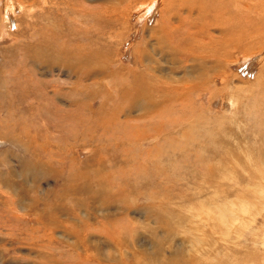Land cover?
Here are the masks:
<instances>
[{
	"label": "rangeland",
	"instance_id": "374dc122",
	"mask_svg": "<svg viewBox=\"0 0 264 264\" xmlns=\"http://www.w3.org/2000/svg\"><path fill=\"white\" fill-rule=\"evenodd\" d=\"M43 1L32 18L18 11L3 19L0 264H264V199L258 198L264 157L245 155L248 146L251 154L264 153V16L252 11L264 0H221L219 12L212 8L220 0L206 9L208 0H153L162 21H196L188 47L178 51L173 43L179 38L170 33L176 23H155V12L146 27L138 21L142 0ZM82 16L91 21L81 22ZM74 30L77 43L83 35L87 45H81L76 70L32 67L24 57L21 48L38 45L28 39L33 35L41 43L55 36L64 48ZM207 34L212 50H198L196 37ZM86 74L90 80L79 81ZM75 85L82 92L71 97ZM122 86L154 90L151 112L133 109L124 119L127 99L120 116L112 115ZM48 97L53 100L38 102ZM107 107L111 114H102ZM128 127L139 144L126 135ZM231 202L248 204L250 215L227 229L215 221L216 209H229ZM194 212L202 216L198 224ZM195 235L201 247L171 255L181 240L188 249Z\"/></svg>",
	"mask_w": 264,
	"mask_h": 264
},
{
	"label": "bare ground",
	"instance_id": "6f19581e",
	"mask_svg": "<svg viewBox=\"0 0 264 264\" xmlns=\"http://www.w3.org/2000/svg\"><path fill=\"white\" fill-rule=\"evenodd\" d=\"M124 1V0H123ZM152 1L153 0H142L140 3H137V5L138 4H140V5H142V7H143V9H142V11L141 12H143V10H145V12H143L140 16H139V18H138V21H140V22H143L142 23V25H144V23L145 22H147L148 21V19L150 18V17H154V16H151L152 14H153V12H155V15H157L156 16V21H155V23H157L158 21L159 22H165V23H167V24H171L172 22H174V23H176L177 25L176 26H173V25H171V27H170V33H171V36H173V37H176V38H179V40H178V44L177 43H173L175 46H174V49H176L177 51H178V49H179V47L178 46H183V47H188V44H189V42L191 41V35L192 34H194V33H192L194 30H196V28H197V25H196V21L192 18V16H187V17H185V18H183L181 21H178V22H176L175 20L173 21L170 17H168L167 19H165V21H162V19H160V16L158 15V8H159V4L157 5V8H155V6H153V3H152ZM162 0H160L159 2H161ZM169 1H172V0H169ZM217 1H219V0H208L206 3H204V4H202L203 5V7L206 9L207 8V6L210 4V3H214V2H217ZM225 1V0H224ZM5 2H6V6H4L3 8L2 7H0V16H2V18H1V20H0V38H2L1 37V35H2V33H4L3 32V28L4 27H2L3 25H4V18L6 19V20H9L10 21V18L12 17V14L14 13V14H17V13H19L18 11H21L22 13H23V15L22 16H26L27 18H32V17H34V15H37L38 13H39V11L43 8V6H44V1L43 0H5ZM221 0L217 3V4H215L214 6H213V8H212V11H220L221 10ZM226 3V2H225ZM156 5V4H155ZM166 6V5H165ZM67 8V7H66ZM114 8V7H113ZM67 10L69 11V9L67 8ZM162 9H161V7L159 8V12L161 11ZM201 10V9H200ZM202 11V10H201ZM208 12H210L209 10H207ZM252 11H253V13L256 15V16H258L259 18H261L262 16H264V6H262V7H254V8H252ZM205 12V11H204ZM69 13V12H68ZM67 13V14H68ZM222 16V15H221ZM221 16H218L217 18H219V17H221ZM82 17H84V21H81V22H83V23H87V22H90L91 20H90V17H86V16H82ZM81 18V17H80ZM74 19V18H73ZM88 20H90V21H88ZM177 20H179V19H177ZM159 24V23H158ZM61 25V24H60ZM188 26H190L191 28L188 30V32L187 31H185V30H183V28H188ZM144 27H146V24L144 25ZM32 28V29H31ZM31 28H29L28 27V29H31V30H33V26L31 27ZM53 30V29H52ZM48 31V30H47ZM34 32V31H33ZM48 32H50V30L48 31ZM54 32V31H53ZM55 32H57V31H55ZM59 32H61V31H59ZM38 33H40V32H38ZM52 33V32H51ZM75 33H77L78 34V36H79V31L78 30H74V32H73V34H71V35H69V41H67V40H65V47L63 48H60L59 46L60 45H63V42H61L58 38H56L55 36H53V38L50 40V42H45L44 41V43H41L34 35H33V37H31V38H28V39H31V41H33L34 43H37L38 45L37 46H31L30 47V45L29 44H27V45H29V47H23V48H21V50H23L24 51V57L29 61V63H30V65L32 66V67H39V68H46V67H48L49 65H52V64H59V65H62L63 67H70L71 66V69H72V71H74V70H76L79 66L78 65H74V62H75V60L82 54H78V52L80 51V49H81V45L83 46V47H87V45L85 44V38H84V36L82 35V43H81V45H80V43L78 42L77 43V41L75 40ZM167 33V32H166ZM57 34V33H56ZM64 34V33H63ZM36 35V34H35ZM48 35H50V34H48ZM137 36H138V32H137V34H136ZM136 35H135V37H136ZM168 35V34H167ZM3 36V35H2ZM58 36V35H57ZM40 37V36H39ZM62 38V37H61ZM64 38V37H63ZM211 38H213V36L212 35H210V34H207L204 38H201V40L199 39V37H196V39H197V41H198V44H199V46H198V50H200V48H202L203 50L206 48V49H209V50H212V47H213V43H212V41H211ZM40 39V38H39ZM43 39H44V37H43ZM47 39H48V37H47ZM170 39V38H169ZM2 40V39H1ZM173 41V40H172ZM169 42V41H168ZM68 43H69V45H68ZM93 44V43H92ZM68 45V46H67ZM185 48V49H186ZM185 49H183V50H185ZM207 51V50H206ZM146 52V51H145ZM205 53V52H204ZM206 53H208V52H206ZM212 53V52H211ZM154 55V54H153ZM151 56V55H150ZM89 59V58H88ZM221 59V58H220ZM90 60V59H89ZM102 60H103V58H102ZM144 61L145 62H148V63H146V65H150V64H152V59H150V58H145L144 57ZM223 61H227L228 63H227V65L229 64V63H231L230 61V59H224ZM95 65V63L94 62H92V66H94ZM203 65V64H202ZM213 68L212 69H214L215 70V68H217L216 66H212ZM215 67V68H214ZM199 68V67H198ZM204 66L202 67V71L201 70H198V71H201V72H203V70H204ZM68 70V69H67ZM70 71V70H69ZM71 71V72H72ZM210 71V70H209ZM213 71V70H212ZM206 72L208 73V69L206 70ZM74 74H75V72H73ZM79 74V73H78ZM81 74H83V73H81ZM202 74V73H201ZM206 74V73H205ZM90 76L91 75H88V74H86L85 75V77L83 78V79H80L79 81H81V80H84V79H89L90 80ZM124 76V75H123ZM111 77V76H110ZM95 78H97V77H95ZM94 78V79H95ZM3 79V78H2ZM1 79V80H2ZM108 80V79H107ZM110 80H112V79H110ZM201 80V79H200ZM3 81H4V79H3ZM141 81H143V80H141ZM171 81H173L174 82V80H171ZM202 82H203V87L202 88H205L204 89V91H206V93H209V91H207V83H206V80H202ZM1 83V82H0ZM14 85V84H13ZM12 85V86H13ZM96 85H98V84H96ZM6 87V86H5ZM26 88V87H25ZM211 88H212V86H211ZM27 89V88H26ZM122 91H120V94L122 95L121 97H120V94H118L117 96L118 97H116V100L114 101V102H119L120 101V103L119 104H117V105H113V107H112V115H117V116H120V114L119 113H117V111H118V107L124 102V101H126L127 99H129L130 101H131V107H129L127 110V112L126 111H124L123 112V118L124 119H126V117L127 116H130V113H131V110H137V113H142L144 116H145V114H148V113H150L151 112V105H152V103L151 102H149V100H150V94H152L153 95V93H154V90L153 91H151L150 92V94L148 93L149 92V88L148 87H144L143 89H142V87L141 88H139L141 91H138L137 92V90H138V87L137 88H132V86H122ZM28 90V89H27ZM72 96L71 97H73L74 96V93L75 94H77L78 93V91L79 92H82L81 91V87L80 86H78V85H75V87H73L72 88ZM137 92V93H136ZM7 93H9V92H7ZM31 93V92H30ZM38 93V92H37ZM136 93V94H135ZM157 94L159 95V96H161L163 93L160 91V90H157ZM4 97L6 96H8L6 93L5 94H2ZM143 96H144V98H143ZM166 96V95H165ZM146 97H147V99H146ZM167 97H170V96H167ZM31 98H32V96H31ZM117 98H118V100H117ZM51 99L53 100V98H50V97H48V98H40V99H38V102L39 103H41V104H43V102H48V101H51ZM74 99V98H73ZM145 99L147 100V102L145 101ZM157 103V102H156ZM161 103V102H160ZM159 103V104H160ZM135 104V105H134ZM71 105V104H70ZM92 105V104H91ZM167 105H168V102H167ZM38 106V105H37ZM166 106V105H165ZM48 108V107H47ZM156 109V108H155ZM157 109H159V108H157ZM41 110V109H40ZM39 110V111H40ZM106 110V112H107V110H109L108 112H110V114H111V109H109V107H107V108H105L104 110H102L101 112H102V114H103V111H105ZM161 110V109H160ZM90 111V110H89ZM152 111H153V109H152ZM145 112V113H144ZM155 112V111H154ZM163 113V112H162ZM159 114H161V113H159ZM136 116V115H135ZM75 117H77L78 118V115L77 114H75ZM76 118V119H77ZM110 117L109 116H107L106 117V119H109ZM118 118V117H117ZM187 118V117H186ZM104 119V118H103ZM183 119H184V117H183ZM188 119V118H187ZM174 120V119H173ZM179 120V119H178ZM189 120V119H188ZM103 121V120H102ZM176 121V120H175ZM67 122V121H66ZM99 122V121H98ZM160 122H161V120H160ZM96 123V122H95ZM174 123V122H173ZM180 123V122H179ZM164 124V123H163ZM172 124V123H171ZM72 125V124H71ZM74 125V124H73ZM133 127V126H132ZM132 127H128V128H126L125 129V132H126V135L127 134H129V136H131L132 138H134V141H135V143H138L139 144V139L138 138H136L133 134H132ZM193 127V126H192ZM48 129V128H47ZM130 130V131H129ZM190 130V129H189ZM47 131V130H46ZM184 132V131H183ZM188 132V131H187ZM137 133V132H136ZM185 133V132H184ZM165 134H167V133H165ZM164 135V134H163ZM168 135V134H167ZM166 135V136H167ZM183 135V134H182ZM191 135V134H190ZM172 136V135H171ZM190 137V136H189ZM169 138V137H168ZM193 138H194V136H193ZM188 140V139H187ZM194 140V139H193ZM165 141V140H164ZM194 142V141H193ZM195 143V142H194ZM189 144V143H188ZM187 148V147H186ZM188 148H190V147H188ZM247 148V147H246ZM250 147L248 146V148L247 149H249ZM245 150V155H248L247 157H249V158H255V160H256V158H260V156H262L261 158H263L264 157V153L262 152V150H257L256 148H254L253 147V149H256L257 151L255 152V151H253V153H257V157H255L254 155H252L248 150ZM183 150V149H182ZM187 149H185V151H186ZM250 150H251V148H250ZM264 150V149H263ZM190 151V150H189ZM192 151V150H191ZM182 152V151H181ZM252 152V151H251ZM186 153H187V151H186ZM190 154V153H189ZM222 154V153H221ZM197 155V154H196ZM202 155V154H201ZM256 155V154H255ZM226 156V155H225ZM233 156H235V157H237V155H233ZM242 156V155H241ZM187 157V156H186ZM197 157V156H196ZM225 157H224V155H221V157H220V159L222 160V162H223V159H224ZM238 158V157H237ZM227 159V158H226ZM264 159V158H263ZM197 160V159H196ZM236 160V159H235ZM258 160V159H257ZM201 161H203V159L201 160ZM210 161V160H209ZM240 161V160H239ZM195 162V161H194ZM208 162V161H207ZM239 164V163H238ZM201 165V164H200ZM227 165V164H226ZM240 165L242 166V167H245V171H248V169H249V165L248 164H245V163H240ZM254 165V164H253ZM252 165V166H253ZM255 165H257V163L255 162ZM262 165H264V163H262ZM198 166V165H197ZM199 167V166H198ZM198 167H196L197 169H198ZM201 167H202V165H201ZM252 168V167H251ZM230 169V168H229ZM255 169V168H254ZM199 170V169H198ZM197 170V171H198ZM241 170H242V168H241ZM252 170V169H251ZM201 171V170H200ZM227 171V170H226ZM236 171V170H235ZM262 171V170H261ZM204 172V171H203ZM210 172V171H209ZM244 172V171H243ZM242 172V173H243ZM251 172V171H250ZM254 172V171H253ZM255 173H257L256 171H255ZM202 174H204V173H202ZM244 175V174H243ZM235 176V175H234ZM249 176H250V174H249ZM193 177V176H192ZM202 177H204L203 175H202ZM201 177V178H202ZM253 177V176H252ZM260 177H261V175H260ZM200 178V177H199ZM200 178V179H201ZM263 178V177H262ZM198 179V178H197ZM250 180H251V178H249ZM254 179V178H253ZM260 178H258V180H259ZM237 180V179H236ZM255 180V179H254ZM197 181V180H196ZM256 181V180H255ZM262 181V180H261ZM150 182V181H149ZM238 182V181H237ZM83 184V183H82ZM151 184V183H150ZM85 190V189H84ZM87 190V189H86ZM257 197V196H256ZM258 198L261 200V199H264V190H260L259 192H258ZM99 201V200H98ZM259 201V200H258ZM262 202V201H261ZM234 203H236V202H234ZM245 203V202H244ZM237 204H239L238 202H237ZM232 205V202H231V204H230V207L231 208H221V209H216L218 212H219V215H217L218 217H216L215 218V221H217V223H218V226H222V225H226L227 226V229H228V226L229 227H232V226H238V225H240L239 223L240 222H242L243 223V221L244 220H242L244 217H247V216H249L250 215V213H249V211H248V209H249V207L247 208V205L248 204H243V203H241V205ZM119 205V204H118ZM208 205V204H207ZM250 205V204H249ZM118 207V206H117ZM100 208H102V207H100ZM239 209V211H237V210H235L236 211V213H234L233 212V210L234 209ZM103 209V208H102ZM149 209H151V208H149ZM212 209V208H211ZM100 211V210H99ZM105 211V210H104ZM127 211V210H126ZM140 211V210H139ZM154 211V210H153ZM216 211V212H217ZM149 212V211H148ZM200 212V211H199ZM199 212H194V213H196V215H195V219H197L198 221H196L195 220V222H196V224H198V222H200L201 220H203L201 217H197V215L198 216H200L198 213ZM216 212H214V211H209L208 212V209H207V212H206V210H205V214H211V215H215L216 216ZM217 212V213H218ZM222 212V213H221ZM237 212H238V216L236 215L237 214ZM101 215H102V213H103V211L101 210V212H99ZM154 213V212H153ZM193 213V214H194ZM201 213H202V210H201ZM203 213V214H204ZM107 214V213H106ZM192 214V213H191ZM202 214V215H203ZM157 216V218L158 219H160L159 221L160 222H164V223H168L169 221H167V220H164V219H161L160 217H159V214H158V212L157 213H154V216ZM207 215V216H208ZM161 216V215H160ZM194 216V215H193ZM204 216V215H203ZM252 216V215H251ZM103 217V216H102ZM170 217H171V215H170ZM175 217V216H174ZM184 217V216H183ZM182 217V218H183ZM214 217V216H213ZM154 218V217H153ZM156 218V219H157ZM162 218H164V217H162ZM181 218V219H182ZM185 218V217H184ZM183 218V219H184ZM193 218V219H194ZM200 218V219H199ZM204 218V217H203ZM73 219V218H72ZM182 219V220H183ZM207 219V218H206ZM212 220H213V218H211ZM75 220V219H74ZM190 220V219H189ZM208 220V219H207ZM250 220V219H249ZM253 220H254V217H253ZM181 221V220H180ZM192 221V220H191ZM194 221V220H193ZM186 223V222H185ZM252 223H255V221H248V224L250 225V224H252ZM188 224H190V223H188ZM196 224H195V226H196ZM238 224V225H237ZM244 224V223H243ZM246 226V225H245ZM251 226V225H250ZM190 227H191V225H190ZM223 227V226H222ZM240 227V226H239ZM243 227V226H242ZM111 228V227H110ZM125 228V227H124ZM197 228V227H196ZM224 228H226L225 226H224ZM186 229H187V227H186ZM191 229V228H190ZM208 229V228H207ZM234 228H232V230H233ZM130 230V229H129ZM191 230H193V229H191ZM226 231V230H225ZM228 231V230H227ZM229 231H230V229H229ZM123 232V231H122ZM186 233V231H183V233ZM196 232H198V231H196ZM231 232V231H230ZM229 232V233H230ZM132 233V232H131ZM227 234H228V232H227ZM226 234V235H227ZM125 236V235H124ZM130 236V235H129ZM193 236V235H192ZM202 236H203V234H202ZM119 237V236H118ZM184 237V236H183ZM196 237V235L194 236V237H192L193 239L192 240H188V242H187V244H188V249H185L186 247H185V242L183 241V240H181L178 244H177V246L174 248V249H172V253H171V255H173L174 257H176V259L178 258V257H181L182 255H185L186 253H188L189 251H195V250H197L196 248H197V246L198 245H200L201 244V242H202V239H201V241L198 239V236H197V238H195ZM204 238V237H203ZM126 239V238H125ZM124 239V240H125ZM158 239V238H157ZM195 239H197V240H199V241H197V240H195ZM120 240V239H119ZM122 240V239H121ZM215 240V239H214ZM159 241V240H158ZM197 242V243H195V242ZM122 242V241H121ZM129 242V241H128ZM82 247V246H81ZM199 247V246H198ZM200 247H201V245H200ZM214 248V247H213ZM82 252H83V250H81ZM125 256H126V262H127V260H128V256L125 254ZM82 257V256H81ZM84 257H86V256H84ZM82 259H86V258H82ZM181 259V258H180ZM111 260H113L112 259V257H111ZM121 260V259H120ZM113 261H115V260H113ZM177 261V260H176ZM193 261V260H192ZM195 262H196V260H194ZM204 262V261H203ZM81 262H79V264H80ZM129 263V262H128ZM131 263V262H130ZM129 263V264H130ZM189 263V262H188ZM197 263H198V261H197ZM201 263H202V261H201ZM82 264V263H81ZM127 264V263H126ZM131 264H136V263H131ZM189 264H193V263H189ZM199 264H200V262H199ZM225 264V263H224ZM227 264V263H226Z\"/></svg>",
	"mask_w": 264,
	"mask_h": 264
}]
</instances>
